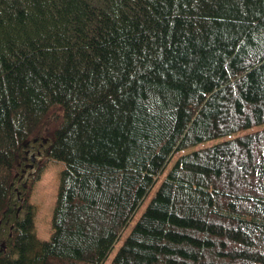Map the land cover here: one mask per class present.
I'll use <instances>...</instances> for the list:
<instances>
[{"label": "trees", "instance_id": "1", "mask_svg": "<svg viewBox=\"0 0 264 264\" xmlns=\"http://www.w3.org/2000/svg\"><path fill=\"white\" fill-rule=\"evenodd\" d=\"M31 150L64 163L44 240ZM2 241L0 264H264V0H0Z\"/></svg>", "mask_w": 264, "mask_h": 264}, {"label": "rangeland", "instance_id": "2", "mask_svg": "<svg viewBox=\"0 0 264 264\" xmlns=\"http://www.w3.org/2000/svg\"><path fill=\"white\" fill-rule=\"evenodd\" d=\"M28 163H31V165L27 166L28 169L25 172L23 179L17 182L16 192L25 189V196H27L29 201L35 205V229L37 236L43 240L49 239L53 231L52 215L57 199L59 177L64 167V163L56 159L48 158L44 154H38L34 161L31 162V160H29ZM172 163L173 162H171V164ZM168 169L166 171H168ZM22 184L24 188L20 187ZM154 191L155 188L152 191V194ZM149 198L150 197H148L142 204L140 212L143 211ZM132 225L133 224H130L128 229L124 232L121 242L130 231ZM2 243L4 248L5 241H2ZM119 245L120 243L116 244L104 264L109 263V260H111Z\"/></svg>", "mask_w": 264, "mask_h": 264}, {"label": "flooded vegetation", "instance_id": "3", "mask_svg": "<svg viewBox=\"0 0 264 264\" xmlns=\"http://www.w3.org/2000/svg\"><path fill=\"white\" fill-rule=\"evenodd\" d=\"M36 153L34 150L30 151V158L32 159V161H34L36 159ZM31 164V163H30Z\"/></svg>", "mask_w": 264, "mask_h": 264}]
</instances>
